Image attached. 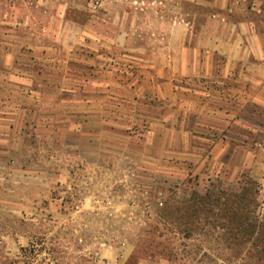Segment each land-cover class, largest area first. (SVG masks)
<instances>
[{
    "label": "rangeland",
    "instance_id": "1",
    "mask_svg": "<svg viewBox=\"0 0 264 264\" xmlns=\"http://www.w3.org/2000/svg\"><path fill=\"white\" fill-rule=\"evenodd\" d=\"M211 21L212 34L239 24L264 34V0H0V44L13 43L0 53L25 63L41 56L36 44L77 43L55 56L83 76L95 37L125 30L151 52L172 26L188 27L194 42ZM208 88L210 104L227 107ZM158 92L130 99L137 113L108 97L107 112L92 114L78 98L79 120L108 123L89 131L94 148L81 130L59 147L20 130L0 141V264H264V141L252 127H264V110L238 101L234 115L187 112L175 96L166 111ZM151 97L155 106L145 105Z\"/></svg>",
    "mask_w": 264,
    "mask_h": 264
},
{
    "label": "crops",
    "instance_id": "2",
    "mask_svg": "<svg viewBox=\"0 0 264 264\" xmlns=\"http://www.w3.org/2000/svg\"><path fill=\"white\" fill-rule=\"evenodd\" d=\"M214 25L211 21L202 34L204 39L197 37L194 42L190 40L188 27L172 26L164 46L151 52L131 43L125 30L115 41L95 37L86 43L87 48L97 52L85 59L87 70L83 76H79L70 59L55 56L63 49L76 51L77 43L36 44L33 49L41 56L27 59L25 63L0 53V141H11L15 131L20 130L26 134L36 132L40 143L59 147L72 144V134L75 136L76 131L81 130L82 144L85 148H94L97 144L89 138V131L108 127L103 118L99 126L94 127L95 108L107 112L104 108L110 104L104 101L112 97L119 100L113 107L137 113L139 111L131 107V100L141 103V99L146 98L143 94L146 87L152 85H157L159 92L155 96L164 99L160 104L166 111L173 107L175 96L181 97L182 107L187 112L195 107L201 111L209 107L214 112L234 115L238 101L264 110V34L252 24L221 26L218 34H212L210 27ZM68 30L72 32V25ZM2 46L6 49L13 47V43H1V50ZM107 51L119 54L111 57ZM129 52H133L132 55L127 54ZM219 56L224 59L218 60ZM120 59L122 62L117 61ZM79 81L85 84L83 90L79 88ZM111 84L118 86L117 91L109 88ZM209 85L219 99L228 103L227 107L210 104V94L206 92ZM94 86L103 89L99 91ZM82 97L85 99L83 107L92 114L79 120L77 99ZM99 98L103 100L101 103L95 101ZM151 99L155 97L143 104L155 106ZM66 108L68 114H63ZM252 127L262 130L264 141V127L259 124ZM248 153L254 161V152Z\"/></svg>",
    "mask_w": 264,
    "mask_h": 264
},
{
    "label": "trees",
    "instance_id": "3",
    "mask_svg": "<svg viewBox=\"0 0 264 264\" xmlns=\"http://www.w3.org/2000/svg\"><path fill=\"white\" fill-rule=\"evenodd\" d=\"M263 246H264V244H263ZM259 260H261V259H259Z\"/></svg>",
    "mask_w": 264,
    "mask_h": 264
}]
</instances>
